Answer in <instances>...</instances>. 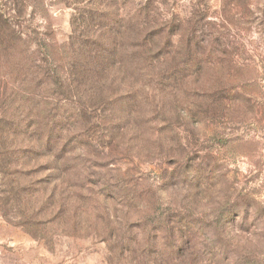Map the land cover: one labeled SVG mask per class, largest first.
Here are the masks:
<instances>
[{
    "label": "rangeland",
    "instance_id": "374dc122",
    "mask_svg": "<svg viewBox=\"0 0 264 264\" xmlns=\"http://www.w3.org/2000/svg\"><path fill=\"white\" fill-rule=\"evenodd\" d=\"M142 4L174 41L188 36V70L153 99L110 77L71 102L34 70L63 61L78 10ZM79 106L95 116L72 119ZM64 112L75 146L62 153L40 132ZM142 252L264 264V0H0V264Z\"/></svg>",
    "mask_w": 264,
    "mask_h": 264
},
{
    "label": "trees",
    "instance_id": "16d2710c",
    "mask_svg": "<svg viewBox=\"0 0 264 264\" xmlns=\"http://www.w3.org/2000/svg\"><path fill=\"white\" fill-rule=\"evenodd\" d=\"M148 7L147 4L139 5L132 13L125 15H116L99 7L78 10L76 17L72 18L69 41L64 45L63 61L50 59L47 55L44 70L40 65H35L34 70H41L45 80L56 87L64 100L71 101L72 97H77L82 82L104 85L110 77L113 78L112 83L116 81L126 83L130 88L146 89L145 98L153 99L154 94L150 93L161 89L169 78L175 79V75L184 74L188 67V36L174 41L168 26L159 25L154 11ZM181 51L186 52L185 56L177 57ZM170 56L173 60L177 58L171 65V60H168ZM79 107L72 119L85 120L89 115L87 121H90V114L95 116L92 112H96V109L88 111ZM66 114L60 115V120L53 119L42 127L40 125V134L46 133L45 144L62 153L66 147L75 146L72 135L62 134L70 123L67 119L70 115ZM59 141L62 142L59 144ZM209 249L211 252L217 251L215 247ZM141 256L137 264H160L156 256H150L147 252H142ZM196 263L197 260L188 264Z\"/></svg>",
    "mask_w": 264,
    "mask_h": 264
}]
</instances>
